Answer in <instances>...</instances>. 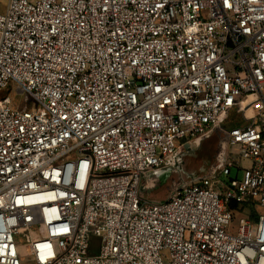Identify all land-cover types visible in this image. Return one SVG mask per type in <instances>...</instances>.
<instances>
[{
	"label": "built area",
	"instance_id": "obj_1",
	"mask_svg": "<svg viewBox=\"0 0 264 264\" xmlns=\"http://www.w3.org/2000/svg\"><path fill=\"white\" fill-rule=\"evenodd\" d=\"M232 121L216 172L141 196ZM0 264H264V0H4Z\"/></svg>",
	"mask_w": 264,
	"mask_h": 264
},
{
	"label": "water",
	"instance_id": "obj_2",
	"mask_svg": "<svg viewBox=\"0 0 264 264\" xmlns=\"http://www.w3.org/2000/svg\"><path fill=\"white\" fill-rule=\"evenodd\" d=\"M234 123L235 121H232L227 124L224 130L215 128L183 143L168 169L154 171L143 178L141 196L151 202H162L184 184L216 172L225 161L228 146L227 131L232 129ZM203 145H206L207 151L205 159L207 171L201 175H193L196 165L189 162L187 156L189 153L201 150Z\"/></svg>",
	"mask_w": 264,
	"mask_h": 264
},
{
	"label": "rangeland",
	"instance_id": "obj_3",
	"mask_svg": "<svg viewBox=\"0 0 264 264\" xmlns=\"http://www.w3.org/2000/svg\"><path fill=\"white\" fill-rule=\"evenodd\" d=\"M3 1L4 0H0V11L3 10ZM1 95H8L17 108H25V107L30 108V107L36 105L35 99L32 98L31 96L26 95L23 92H20V90L18 89V86L15 83H11L9 88L4 90L1 93ZM234 117H235V115H234ZM205 146L206 145H203L201 150H199L198 152H195V153H189L187 156L188 157L187 160L196 165L194 172H193V175H199V174L201 175V174L206 173V171H207L206 160H205L207 151H206ZM171 161L169 162V164L166 167L157 169V171H163L164 169L165 170L168 169ZM236 173H237V169L233 168L232 177H234L236 175ZM193 175H190V176H193ZM240 175H241V173H240ZM248 216H249V214H248L247 210L236 213L237 223L239 222V219L241 217H248ZM19 241L23 243V241H24L23 235L19 236ZM100 243H101L100 237H96V236L93 237V239L91 240V252L92 253L97 254L99 252ZM26 261L28 262V261H30V259H26Z\"/></svg>",
	"mask_w": 264,
	"mask_h": 264
}]
</instances>
